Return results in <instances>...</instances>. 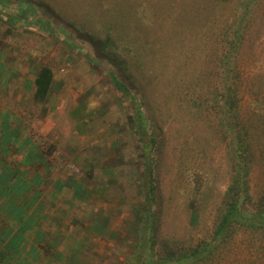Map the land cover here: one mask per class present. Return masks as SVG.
<instances>
[{"label":"rangeland","instance_id":"374dc122","mask_svg":"<svg viewBox=\"0 0 264 264\" xmlns=\"http://www.w3.org/2000/svg\"><path fill=\"white\" fill-rule=\"evenodd\" d=\"M42 65L51 92L23 112L60 132L33 128L49 161L105 185L79 198L104 264H264V0H0V71L23 69L17 87ZM243 151L254 223L218 237Z\"/></svg>","mask_w":264,"mask_h":264},{"label":"crops","instance_id":"0c3cea01","mask_svg":"<svg viewBox=\"0 0 264 264\" xmlns=\"http://www.w3.org/2000/svg\"><path fill=\"white\" fill-rule=\"evenodd\" d=\"M4 70L0 71V264H104L110 253L104 236L107 227L97 221L81 223L88 215L80 211L79 198L91 199L97 191L105 194V185L96 188L94 179L77 177L75 157L68 166L47 159L49 147L33 128L39 134H55L57 142L61 135L54 125L44 131L32 127V116L25 118L23 111L36 91L35 79L24 78L16 87L10 78L23 69ZM74 127L73 134L86 129L77 118ZM61 169L66 172L61 174Z\"/></svg>","mask_w":264,"mask_h":264},{"label":"trees","instance_id":"16d2710c","mask_svg":"<svg viewBox=\"0 0 264 264\" xmlns=\"http://www.w3.org/2000/svg\"><path fill=\"white\" fill-rule=\"evenodd\" d=\"M115 81H116L117 86L121 89V91L125 92L128 95L131 101V104L133 108L135 109L134 115L137 116L138 119H140L138 128H139V131L141 132L142 137L144 135H147L146 127L143 123L142 110L140 109L139 106L136 105L137 103L136 96L134 95V93L130 91L128 86L123 81L118 82L116 79ZM53 83H54V72L51 66L49 65L40 66L36 71V78H35L36 91L34 93V98L41 102L46 101L47 97L49 96L51 92ZM236 103L238 106L237 96H236ZM149 147L151 148V146ZM242 153L243 155H241L240 162H238V166H239L238 169H242L243 172L240 173L238 171V173L234 175L233 181L229 186L227 197L229 196L231 200L227 203L224 213L221 217V221L218 225V229L216 233L218 237L221 236L225 231H227L228 228L234 222L252 223V224L254 223V221L249 217V215L241 207L242 194L247 193V189H248L247 177L249 173L248 161L244 157V151ZM145 194H148V193H146L145 191ZM147 204H148V201H147ZM258 217L260 219V222L264 223V215L263 216L258 215ZM198 253L199 251L195 252L194 256H196Z\"/></svg>","mask_w":264,"mask_h":264}]
</instances>
